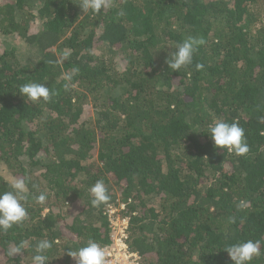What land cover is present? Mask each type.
Returning <instances> with one entry per match:
<instances>
[{
  "label": "trees",
  "instance_id": "trees-1",
  "mask_svg": "<svg viewBox=\"0 0 264 264\" xmlns=\"http://www.w3.org/2000/svg\"><path fill=\"white\" fill-rule=\"evenodd\" d=\"M79 2L0 0V192L20 177L47 193L0 232V264H31L32 247L4 253L41 238L48 264H76L66 249L109 244L105 209L119 202L139 264H234L226 247L247 239L264 264V0H110L98 13ZM189 35L206 43L174 72L169 52ZM28 82L54 95L30 102ZM216 119L239 123L246 155L214 145ZM101 179L111 200L95 208Z\"/></svg>",
  "mask_w": 264,
  "mask_h": 264
},
{
  "label": "clouds",
  "instance_id": "clouds-1",
  "mask_svg": "<svg viewBox=\"0 0 264 264\" xmlns=\"http://www.w3.org/2000/svg\"><path fill=\"white\" fill-rule=\"evenodd\" d=\"M78 5L83 13H98L102 8L110 7V0H80ZM118 14L123 15V12ZM205 43L206 41L202 36L189 35L185 37L182 42L177 43L172 48L174 51L169 52V57L166 60L169 69L178 72L181 68L192 65L195 53ZM70 55L69 51L62 53L65 60ZM203 67L202 63L195 65L197 71L202 70ZM78 72V68H73L71 72L63 74V87L66 91L72 86L73 78ZM18 93L33 103L41 99L48 102L54 95L49 87L38 82L20 85ZM207 134L217 148L233 152L236 156H244L249 152L245 131L237 121L229 123L223 119H216L208 125ZM9 189L0 192V232H7L14 225H19L26 220L28 216L26 203L30 198L39 204H43L47 200L46 192H31L24 178L13 177L9 181ZM89 197L91 206L95 208L105 205L111 200L109 189L103 179L97 180L89 188ZM28 247H32L34 253L31 257V264H48L50 262L48 252L52 249L53 242L47 238L37 240L34 246L29 241L22 240L19 244L8 247L4 255L7 259L13 260L14 256L22 254ZM66 251L76 264H115L114 260L110 259L112 253L109 249L92 239L75 250L66 249ZM225 251L234 264H251L254 257L261 255V241L252 239L238 241L228 245Z\"/></svg>",
  "mask_w": 264,
  "mask_h": 264
},
{
  "label": "built area",
  "instance_id": "built-area-1",
  "mask_svg": "<svg viewBox=\"0 0 264 264\" xmlns=\"http://www.w3.org/2000/svg\"><path fill=\"white\" fill-rule=\"evenodd\" d=\"M110 228V243L105 245L115 264H139V255L127 246L129 214L125 203L108 205L105 209ZM119 259H116V258Z\"/></svg>",
  "mask_w": 264,
  "mask_h": 264
},
{
  "label": "rangeland",
  "instance_id": "rangeland-1",
  "mask_svg": "<svg viewBox=\"0 0 264 264\" xmlns=\"http://www.w3.org/2000/svg\"><path fill=\"white\" fill-rule=\"evenodd\" d=\"M263 20H264V18H263ZM257 25H258V24H256V26H257ZM3 39H4V37H3V36H1V37H0V41H1V40H3Z\"/></svg>",
  "mask_w": 264,
  "mask_h": 264
}]
</instances>
